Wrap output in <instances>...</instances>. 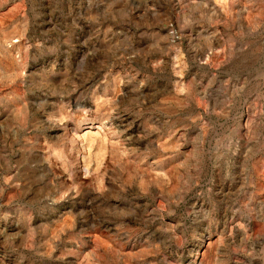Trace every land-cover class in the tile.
Wrapping results in <instances>:
<instances>
[{"label": "rangeland", "instance_id": "obj_1", "mask_svg": "<svg viewBox=\"0 0 264 264\" xmlns=\"http://www.w3.org/2000/svg\"><path fill=\"white\" fill-rule=\"evenodd\" d=\"M262 60L264 0H0V264H264Z\"/></svg>", "mask_w": 264, "mask_h": 264}, {"label": "bare ground", "instance_id": "obj_2", "mask_svg": "<svg viewBox=\"0 0 264 264\" xmlns=\"http://www.w3.org/2000/svg\"><path fill=\"white\" fill-rule=\"evenodd\" d=\"M249 1H250V0H249ZM13 2H14V1H13ZM214 7H215V6H214ZM239 26H240V25H239ZM229 27H230V26H229ZM228 51H229V50H228ZM259 55H260V54H259ZM262 61H264V60H262ZM251 69H252V68H251ZM261 74H262V73H261ZM207 89H208V88H207ZM207 99H208V98H207ZM83 104H84V103H83ZM115 121H116V120H115ZM117 122H118V121H117ZM47 123H48V122H47ZM120 125H121V124H120ZM120 125H119V126H120ZM53 128H54V127H53ZM78 130H82V129H78ZM59 131H61V130H59ZM127 131H128V130H127ZM59 133H60V132H59ZM59 133H58V134H59ZM126 135H127V134H126ZM130 137H131V136H130ZM127 139H129V138H127ZM124 142H125V141H124ZM128 142H129V141H128ZM151 144H152V143H151ZM30 156H31V155H30ZM215 157H216V156H215ZM58 178H59V177H58ZM58 178H57V179H58ZM46 183H47V182H46ZM133 190H134V189H133ZM42 197H43V196H42ZM69 203H70V202H69ZM72 204H73V203H72ZM71 207H72V206H71ZM65 209H67V208H65ZM63 210H64V209H63ZM14 219H15V217H14ZM36 229H37V228H36ZM7 231H8V230H7ZM3 232H4V231H3ZM64 233H65V232H64ZM87 241H88V240H87Z\"/></svg>", "mask_w": 264, "mask_h": 264}]
</instances>
